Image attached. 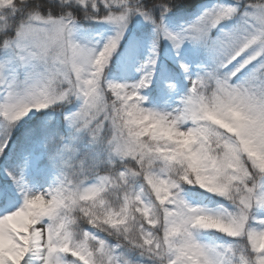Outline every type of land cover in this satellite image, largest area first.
I'll return each mask as SVG.
<instances>
[{"label": "snow or ice", "instance_id": "snow-or-ice-1", "mask_svg": "<svg viewBox=\"0 0 264 264\" xmlns=\"http://www.w3.org/2000/svg\"><path fill=\"white\" fill-rule=\"evenodd\" d=\"M0 264H264V0H0Z\"/></svg>", "mask_w": 264, "mask_h": 264}]
</instances>
